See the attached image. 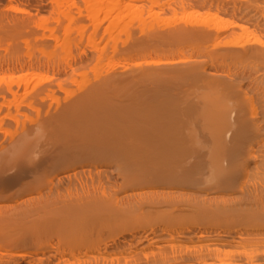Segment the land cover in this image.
Instances as JSON below:
<instances>
[{
  "label": "bare ground",
  "instance_id": "1",
  "mask_svg": "<svg viewBox=\"0 0 264 264\" xmlns=\"http://www.w3.org/2000/svg\"><path fill=\"white\" fill-rule=\"evenodd\" d=\"M17 1L35 10L36 15L46 8L42 0H7V6L0 7V37L25 34L30 28L33 14L14 6ZM118 2L126 7L122 0ZM7 12L25 17L16 21ZM199 20L200 24L191 25L217 33L239 27L214 13L203 14ZM249 39L264 48V39L257 36L246 40L238 37L223 47H245ZM11 51L10 56H0V73L42 67L32 63L29 54L21 58ZM189 62L146 61L132 66ZM187 70V76L194 78L190 84L164 80L161 71L144 73L141 83L136 84L148 88L140 94H129L127 85L118 79L106 80L63 106L52 110L47 106L41 118L22 127L18 137L0 150V235L25 246L33 243L36 235L61 238L78 231L93 234L113 226L126 228L153 215L167 222L190 216L241 217L260 223L264 231V110L260 115L254 98L236 80L209 72L203 76L197 66ZM207 74L213 75L210 81L196 88L194 81ZM51 81L42 80L46 84ZM38 91L42 103L45 86ZM8 96L14 98L15 92L8 86L0 88V108ZM251 162H255L254 167ZM253 174L259 183L245 194L247 179ZM145 189L157 194L140 193ZM235 190L242 195L235 202L209 197ZM146 238L137 230L124 229L111 244L104 245V252L110 256L144 251L145 247H139ZM250 243L249 247L264 246V234ZM176 246L174 242L166 249L174 252ZM198 247L210 249L208 244ZM7 256L11 261L6 264H21L12 259L15 256L25 258ZM53 259L46 256L28 264H53Z\"/></svg>",
  "mask_w": 264,
  "mask_h": 264
},
{
  "label": "rangeland",
  "instance_id": "2",
  "mask_svg": "<svg viewBox=\"0 0 264 264\" xmlns=\"http://www.w3.org/2000/svg\"><path fill=\"white\" fill-rule=\"evenodd\" d=\"M42 1L46 8L37 15L23 2H14V6L32 12L30 28L25 34L0 37V56H10L11 50H15L14 56L25 58L29 54L32 63L42 66L0 73V88L8 86L15 92L14 98L8 96L0 108V150L18 137L22 127L36 122L38 116L41 118L47 106L51 110L63 106L106 80L118 79L122 85H127L129 94L146 91L147 85L136 84L141 83L139 78L146 72L161 71L164 80L190 84L194 78L187 76V69L197 66L202 75L209 72L229 81L236 80L241 89L254 98L260 115L264 110V48L252 44L251 39L245 47H223L238 37L264 39V0H122L125 8L118 6L119 0H102V3L99 0ZM6 6L7 0H1V9ZM7 13L16 21L25 17ZM206 13L217 14L245 30L230 27L217 33L214 29L191 25L200 24L199 19ZM182 31L194 33L176 34ZM158 34L161 39H156ZM48 37L56 41L46 39ZM179 59L190 62L161 67L132 66L146 61ZM122 66L127 68L122 69ZM211 76L207 74L194 81L195 87L204 86ZM44 78L52 81L46 84L42 82ZM42 84L47 92L40 103L37 95ZM254 164L251 162V167ZM258 183L253 174L247 179L245 194ZM140 193L155 196L157 191L145 189ZM214 194L209 197L225 198L229 202L242 196L236 190L231 194ZM260 225L241 217L199 219L190 216L167 222L153 215L126 228L113 226L93 234L78 231L61 238L36 235L33 243L25 246L0 235V264L11 261L9 254L25 255V258H12L21 264L46 256L54 257L53 264H264V246L249 247L253 239L264 234ZM124 229L145 234L146 241L139 249H146L114 252L109 256L104 252V245L111 244L113 237ZM182 235L190 237L184 239ZM199 236L203 237L199 239ZM174 242L177 243L174 252L166 249ZM200 244H208L210 249H201ZM97 249L101 253L98 254Z\"/></svg>",
  "mask_w": 264,
  "mask_h": 264
}]
</instances>
